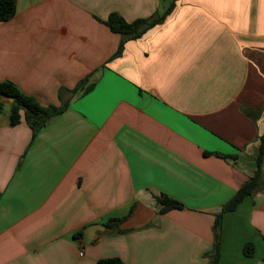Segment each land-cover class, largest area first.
<instances>
[{
	"label": "crops",
	"instance_id": "obj_1",
	"mask_svg": "<svg viewBox=\"0 0 264 264\" xmlns=\"http://www.w3.org/2000/svg\"><path fill=\"white\" fill-rule=\"evenodd\" d=\"M172 1L16 0L0 21V82L62 109L36 132L0 110V264H210L264 134V0H175L136 38L105 24ZM261 169L218 264H264Z\"/></svg>",
	"mask_w": 264,
	"mask_h": 264
},
{
	"label": "trees",
	"instance_id": "obj_2",
	"mask_svg": "<svg viewBox=\"0 0 264 264\" xmlns=\"http://www.w3.org/2000/svg\"><path fill=\"white\" fill-rule=\"evenodd\" d=\"M175 7V0L171 2L168 8L155 17H150L148 19L137 18L131 22L126 21L123 16L118 12H113L110 14L105 21V24L109 26L113 31L122 33L126 38H136L142 35L150 27L157 23L162 22L167 15H169ZM17 12V2L16 0H0V21L4 22L11 19ZM123 51V43H120L116 55L121 54ZM7 96H12L14 98L11 105V110L9 113L10 122L12 124H17L20 122L21 111H24V118L32 129L36 132L45 126L48 119L61 111L60 107L53 106H43L41 105L33 96L24 94L20 88L12 81L5 80L0 82V110L5 106L3 99ZM245 113L251 117H256L259 113L256 109L245 108ZM264 156V134L261 136L259 155L256 160V170L255 173L236 191L234 196L228 200L222 207L221 213L217 215L214 223L216 240H214V246L210 252V264H218L221 258V223L223 220V215L227 212H232L236 207L250 196L257 188L259 181L262 177L261 162ZM157 201L161 205L160 212L164 213L173 208H182V203L179 200L172 197L161 195L157 196ZM122 218L114 217L110 219L109 222L119 224ZM256 247L253 242H245L243 247V252L246 256H253L255 254ZM96 264H122V261L117 257L100 259Z\"/></svg>",
	"mask_w": 264,
	"mask_h": 264
},
{
	"label": "water",
	"instance_id": "obj_3",
	"mask_svg": "<svg viewBox=\"0 0 264 264\" xmlns=\"http://www.w3.org/2000/svg\"><path fill=\"white\" fill-rule=\"evenodd\" d=\"M14 98L12 96H7L3 99V102L12 103Z\"/></svg>",
	"mask_w": 264,
	"mask_h": 264
}]
</instances>
